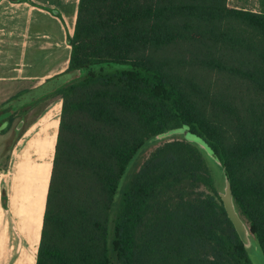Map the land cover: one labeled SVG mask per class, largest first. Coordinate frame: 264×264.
<instances>
[{
	"label": "trees",
	"instance_id": "obj_1",
	"mask_svg": "<svg viewBox=\"0 0 264 264\" xmlns=\"http://www.w3.org/2000/svg\"><path fill=\"white\" fill-rule=\"evenodd\" d=\"M67 42L60 76L73 81L53 95L62 108L36 264H253L202 146L264 254V12L80 0ZM195 69L237 87L210 95Z\"/></svg>",
	"mask_w": 264,
	"mask_h": 264
},
{
	"label": "crops",
	"instance_id": "obj_2",
	"mask_svg": "<svg viewBox=\"0 0 264 264\" xmlns=\"http://www.w3.org/2000/svg\"><path fill=\"white\" fill-rule=\"evenodd\" d=\"M79 1L0 0V116L20 96L31 99L22 116L0 122V264L37 261L62 108V99L53 95L71 52L67 42L69 54L61 69L60 26L66 39L73 35ZM228 6L264 12V0H228ZM18 82L25 85L12 93ZM44 104L40 112L33 111ZM22 117L25 124L15 139Z\"/></svg>",
	"mask_w": 264,
	"mask_h": 264
},
{
	"label": "rangeland",
	"instance_id": "obj_3",
	"mask_svg": "<svg viewBox=\"0 0 264 264\" xmlns=\"http://www.w3.org/2000/svg\"><path fill=\"white\" fill-rule=\"evenodd\" d=\"M44 26L46 27V23L44 24ZM60 29H61V31H60V36H59V59H60L61 69H62L63 63L65 62V60H66V58H67V56L69 54V48H68L67 39L65 37V33H64L63 29H62V26H60ZM15 67L18 68L19 66H15ZM194 71H195L196 75L200 77L199 79H195L196 82H198V84L201 86L202 89L208 90L210 95L212 93H214V95L218 94V93H222L223 95H225V92L227 93V90H229V89L232 90L236 86L234 84L233 80L231 81L229 78H227L225 75H223L221 73L210 72V71H206V70H203V69H195ZM12 74H13V76H15V71ZM0 75L3 76L4 73H0ZM59 80H60L61 87L66 86L68 83H70V81H73V79L71 80L68 75H64ZM13 84H15V83H13ZM24 85H25V83L18 82L16 84V86L15 85L13 86L12 93L20 90L21 88H23L22 86H24ZM17 86H18V88H16ZM233 91H235V90H233ZM45 107H46V105L44 104L43 107L42 106H38L37 109H35L33 111L34 112H37V111L40 112ZM175 133L178 134V135H183L185 132L184 131H178V132H175ZM20 135H21V133H20ZM15 139H17V138L15 137ZM185 139L187 141L193 143V144L194 143L197 144L199 147L201 146L197 142L196 138H194L192 136H186V134H185ZM166 140H164V141H166ZM146 148L147 147H145L142 150V152L136 157L134 163L138 162V161L142 162L146 157L149 156V153L151 152V150H149L145 154H143V152L145 151ZM150 148L151 147H149L148 149H150ZM209 165H210V169L212 171V175H213V177L215 179L217 188H218V190L222 191L223 190V184H222V178H221L220 171L221 172H223V171H222L221 168L217 169L213 165L212 162H209ZM133 170H134V167H132L131 171H133ZM251 257H252L253 264H264V257L256 249H252L251 250Z\"/></svg>",
	"mask_w": 264,
	"mask_h": 264
},
{
	"label": "water",
	"instance_id": "obj_4",
	"mask_svg": "<svg viewBox=\"0 0 264 264\" xmlns=\"http://www.w3.org/2000/svg\"><path fill=\"white\" fill-rule=\"evenodd\" d=\"M83 73L84 72L81 71L79 73V77H82ZM29 102H31L29 95H26V96L23 95V96H20L19 98L15 99V100H13L10 104L12 110L8 114L0 116V122L2 120H4L5 118L13 115L17 110H19L21 107H23L25 104H28ZM24 124H25V118L22 117L20 122L18 123V125L15 128L16 138L19 137V135H20V133L24 127ZM164 140H165V138H162V137H158V138H154V139L150 140L145 145V147H147V148L145 149L143 154H145L149 150L152 151L154 147L160 145L162 143V141L164 142ZM149 147H151V148L148 149ZM202 149L205 152L209 162H212L213 165L217 169H219L220 166L215 161V157L213 156L212 152L204 146H202ZM220 174H221V178H222L223 190L222 191L218 190L219 195L222 199L225 210H226L230 220L232 221L241 241L243 242V244H244L247 252L249 253L250 257H251V250L252 249H256L264 257L262 248H261L258 240L256 239L255 235L251 231L249 225L240 216V214L236 208V204H235L233 193H232V187H231V184H230V181H229L227 175H225L221 171H220ZM251 259H252V257H251Z\"/></svg>",
	"mask_w": 264,
	"mask_h": 264
},
{
	"label": "flooded vegetation",
	"instance_id": "obj_5",
	"mask_svg": "<svg viewBox=\"0 0 264 264\" xmlns=\"http://www.w3.org/2000/svg\"><path fill=\"white\" fill-rule=\"evenodd\" d=\"M30 96V95H29ZM48 99V98H47ZM47 99H44V100H42V101H45V100H47ZM33 106V105H32ZM41 106V105H40ZM27 107H30V106H27ZM27 107H23V108H21V109H19V110H17L13 115H11V116H9V117H7V119H11V118H16L18 115H23L24 113H25V111L27 110L26 108ZM12 109H10V110H7V111H5L4 112V115H6V114H8L10 111H11ZM29 112V111H28ZM1 115V114H0Z\"/></svg>",
	"mask_w": 264,
	"mask_h": 264
},
{
	"label": "bare ground",
	"instance_id": "obj_6",
	"mask_svg": "<svg viewBox=\"0 0 264 264\" xmlns=\"http://www.w3.org/2000/svg\"><path fill=\"white\" fill-rule=\"evenodd\" d=\"M57 108V107H56ZM56 108L54 110H56ZM26 217V216H25Z\"/></svg>",
	"mask_w": 264,
	"mask_h": 264
}]
</instances>
